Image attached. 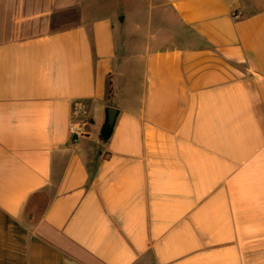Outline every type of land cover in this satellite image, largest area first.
<instances>
[{
  "label": "crops",
  "instance_id": "0c3cea01",
  "mask_svg": "<svg viewBox=\"0 0 264 264\" xmlns=\"http://www.w3.org/2000/svg\"><path fill=\"white\" fill-rule=\"evenodd\" d=\"M111 2L0 0V264H264V0Z\"/></svg>",
  "mask_w": 264,
  "mask_h": 264
},
{
  "label": "rangeland",
  "instance_id": "374dc122",
  "mask_svg": "<svg viewBox=\"0 0 264 264\" xmlns=\"http://www.w3.org/2000/svg\"><path fill=\"white\" fill-rule=\"evenodd\" d=\"M111 3H113V0ZM157 3L158 0H122L121 7L125 13L126 19H128V17H133L143 26L147 19H154L157 16V11L154 9ZM143 31L144 28L141 30L140 37H143ZM143 42L144 40H140L141 44H143Z\"/></svg>",
  "mask_w": 264,
  "mask_h": 264
},
{
  "label": "built area",
  "instance_id": "2783aa9c",
  "mask_svg": "<svg viewBox=\"0 0 264 264\" xmlns=\"http://www.w3.org/2000/svg\"><path fill=\"white\" fill-rule=\"evenodd\" d=\"M71 116L73 121L70 126V139L72 143H76L79 139L88 136V128L90 126L88 111L82 101L73 102Z\"/></svg>",
  "mask_w": 264,
  "mask_h": 264
},
{
  "label": "water",
  "instance_id": "95a60500",
  "mask_svg": "<svg viewBox=\"0 0 264 264\" xmlns=\"http://www.w3.org/2000/svg\"><path fill=\"white\" fill-rule=\"evenodd\" d=\"M117 110L111 107L106 108L105 110V120H104V124L103 127L101 129V138L103 140H107L109 139V137L112 134L114 125H115V120L117 117Z\"/></svg>",
  "mask_w": 264,
  "mask_h": 264
},
{
  "label": "trees",
  "instance_id": "16d2710c",
  "mask_svg": "<svg viewBox=\"0 0 264 264\" xmlns=\"http://www.w3.org/2000/svg\"><path fill=\"white\" fill-rule=\"evenodd\" d=\"M109 90H108V96H109V98L111 97V95H112V87H111V83H109Z\"/></svg>",
  "mask_w": 264,
  "mask_h": 264
}]
</instances>
